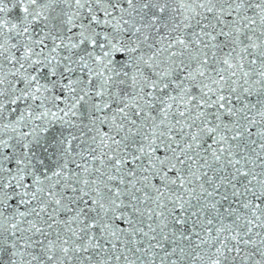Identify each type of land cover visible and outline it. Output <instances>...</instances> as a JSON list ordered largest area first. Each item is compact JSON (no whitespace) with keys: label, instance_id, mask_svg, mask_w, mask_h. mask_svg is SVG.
<instances>
[{"label":"snow or ice","instance_id":"snow-or-ice-1","mask_svg":"<svg viewBox=\"0 0 264 264\" xmlns=\"http://www.w3.org/2000/svg\"><path fill=\"white\" fill-rule=\"evenodd\" d=\"M0 264H264V0H0Z\"/></svg>","mask_w":264,"mask_h":264}]
</instances>
